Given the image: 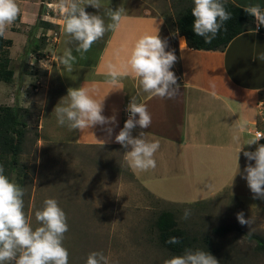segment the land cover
Returning <instances> with one entry per match:
<instances>
[{
	"label": "crops",
	"instance_id": "0c3cea01",
	"mask_svg": "<svg viewBox=\"0 0 264 264\" xmlns=\"http://www.w3.org/2000/svg\"><path fill=\"white\" fill-rule=\"evenodd\" d=\"M107 1L117 4V8L113 5L106 9L124 8L127 19L122 27L116 32H106L102 41L94 43L83 56L77 52L69 72L58 58L69 50L71 54L76 50L64 41L62 24L50 63L61 87L58 92L67 95L69 88L80 87L94 90V98L98 102L103 100L102 115L115 116L117 123L96 125L83 132L70 131L67 126L57 124L55 111L49 107L46 114L43 113L48 117L43 123L45 137L62 149L61 152L122 148L125 156L131 146L124 148L116 143L115 136L130 115L126 109L135 97L137 103L146 105L152 123L148 129L134 128L133 138H138L143 131L148 141H159L160 144L154 154V169L134 172L125 160L143 191L163 204L186 205L209 200L212 192L220 191V187L234 191L233 187L235 189L239 181L247 185L241 177L246 175L245 167L253 166L255 161H249L243 152H254L264 140L247 144L256 138L257 132L264 136V25L256 31L255 20L253 30L237 36L221 51H197L188 48L185 38L178 35L175 22L171 26L157 11L143 8L144 0ZM229 1L243 9L258 4L264 10V0ZM36 2L16 0L20 9L19 24L33 25L38 16H43H37ZM105 20L106 25L111 22L109 17ZM157 32L166 41L165 51H171L177 57L170 70L177 77L180 94L175 99L153 97L142 91L138 78L133 75L122 78L115 87L107 83V65L112 63L122 70L136 40L144 34L155 35ZM4 37H7L6 32ZM51 96L49 99L46 96L47 105ZM60 98L63 97L58 96L53 101ZM107 127L113 129L111 136L105 131ZM234 137H239V141ZM169 185L177 188L172 190L167 188ZM236 197L246 204L264 206V200L253 199L249 193L236 194Z\"/></svg>",
	"mask_w": 264,
	"mask_h": 264
},
{
	"label": "rangeland",
	"instance_id": "374dc122",
	"mask_svg": "<svg viewBox=\"0 0 264 264\" xmlns=\"http://www.w3.org/2000/svg\"><path fill=\"white\" fill-rule=\"evenodd\" d=\"M36 1L37 16H43H38L33 25L19 24L17 18L6 30L4 38L12 41L9 68L14 75L11 82H0V106L28 111L22 153L10 177L24 190L23 211L33 230L42 226L35 212L44 208L45 199L53 198L67 217L69 230L64 234L63 246L69 253L68 264H86L91 252H102L109 264H165L179 255L171 254L159 243L156 220L161 213L172 212L178 227L195 239L192 251L209 252L218 264H264V249L251 239H264V206L246 204L236 197L242 193L252 196L248 185L239 181L234 191L220 187L203 202L163 204L137 185L122 148L61 152L45 137L43 123L48 117L43 113L67 96L58 92L61 87L50 63L64 17L59 7L61 0ZM178 1L144 0L142 6L157 11L174 26L173 4ZM107 3L101 0L99 9L90 5L84 8L89 14L99 15L106 25L107 12L113 9L105 7L117 8V4ZM38 21L53 26L46 31L37 27ZM64 41L76 50L78 44L70 36L64 34ZM72 55L77 57V51ZM50 95L54 98L51 96L47 105L46 96L49 99ZM58 96L63 98L54 102ZM185 209L191 210L187 220L181 219ZM241 211L251 225L242 226L237 221L236 214Z\"/></svg>",
	"mask_w": 264,
	"mask_h": 264
},
{
	"label": "clouds",
	"instance_id": "9594fccd",
	"mask_svg": "<svg viewBox=\"0 0 264 264\" xmlns=\"http://www.w3.org/2000/svg\"><path fill=\"white\" fill-rule=\"evenodd\" d=\"M193 4V31L195 35L203 38L204 43L210 44L225 22L231 19V13L226 11L222 0H193ZM84 5L96 9L102 7L101 0H61L59 5L64 17L63 31L77 42L76 51L82 56L106 32L118 31L127 19L123 7L115 11L108 10L107 15L111 22L105 25L104 19L99 15L87 13ZM244 11L255 17L258 31L264 25V10L257 4L245 7ZM19 14L16 0H0V36L5 34L8 26L17 20ZM166 47V41L159 37L158 32L155 35L140 36L122 70L112 63L107 65V83L115 87L122 78L133 75L138 78L143 92L161 99H175L180 94V85L170 69L177 57L173 52L165 51ZM58 61L71 72L75 57L69 50ZM93 91L84 87L69 88L66 99L63 98L54 108L57 124L67 126L70 131L81 132L96 125H115V116L102 115L103 100L98 102L92 95ZM126 111L130 115L115 136V142L124 148L131 146V151L125 153V160L134 172L154 169V154L160 147L159 141H148L143 131L138 138L132 136V130L137 126L141 129L151 126V114L146 105L137 103L135 97H132ZM105 131L111 136L113 129L107 127ZM261 138L264 136L258 134L247 144H257ZM233 139L239 141V137ZM241 148L242 145L238 153ZM243 155L249 161H255L254 166L249 164L245 167L246 175L243 178L253 193V199L264 200V144H259L254 152L244 151ZM4 171L3 165H0V264H68L69 253L63 246L64 234L69 230L65 212L55 199H45L44 208L35 212V219L42 226L33 230L23 211L24 190L11 182ZM190 216L191 210L185 209L181 219L187 220ZM236 219L242 226L251 225V220L246 219L242 211L236 214ZM166 243L175 245L181 243V240L173 236ZM86 264H109V259L102 252H91ZM165 264H218V260L209 252L186 249L183 255L174 256L166 260Z\"/></svg>",
	"mask_w": 264,
	"mask_h": 264
},
{
	"label": "trees",
	"instance_id": "16d2710c",
	"mask_svg": "<svg viewBox=\"0 0 264 264\" xmlns=\"http://www.w3.org/2000/svg\"><path fill=\"white\" fill-rule=\"evenodd\" d=\"M226 11L231 13V19L225 22L220 32L210 44L204 43L202 37L193 31L194 17L191 10L193 0H179L173 4L176 12L175 28L178 35L185 38L188 48L197 51H221L225 49L237 36L254 29L255 17L246 13L243 8L237 7L229 0H222ZM18 21V19L16 20ZM52 24L38 21L37 27L50 30ZM44 40V37H43ZM12 41L0 36V82L9 83L13 78L10 67L9 48ZM27 110L18 107L0 106V165L4 167V174L11 181V174L18 166V157L22 153V144L27 133ZM259 144H264V140ZM158 241L161 246L174 255H183L186 249L192 250L194 238L180 229L172 212L161 213L156 220ZM178 237L179 244H167L170 237ZM258 247L264 249V239L253 236Z\"/></svg>",
	"mask_w": 264,
	"mask_h": 264
},
{
	"label": "built area",
	"instance_id": "2783aa9c",
	"mask_svg": "<svg viewBox=\"0 0 264 264\" xmlns=\"http://www.w3.org/2000/svg\"><path fill=\"white\" fill-rule=\"evenodd\" d=\"M258 134L262 135L261 133L257 132V133H256V137H257ZM261 139H263V138H261Z\"/></svg>",
	"mask_w": 264,
	"mask_h": 264
}]
</instances>
